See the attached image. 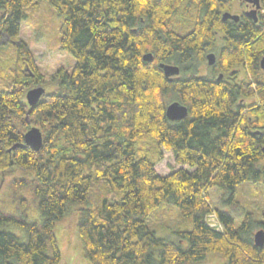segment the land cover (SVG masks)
I'll list each match as a JSON object with an SVG mask.
<instances>
[{
    "label": "trees",
    "instance_id": "1",
    "mask_svg": "<svg viewBox=\"0 0 264 264\" xmlns=\"http://www.w3.org/2000/svg\"><path fill=\"white\" fill-rule=\"evenodd\" d=\"M41 1L63 18L59 46L76 64L44 84L27 44L16 45L12 89L0 90V182L13 177L9 201L0 202V264H60L57 228L72 211L92 264H196L212 254L225 264H264L254 240L264 215L247 213L237 226L210 202L219 188L236 207L240 184L264 182L262 12L258 22L246 14L236 22L223 20L233 0H0V44L20 36L26 9ZM173 16L192 28L177 31ZM210 53V75L193 73ZM162 63L180 74L169 81ZM241 68L248 76L233 81ZM41 86L46 94L29 106L27 92ZM173 102L188 108L185 119L169 120ZM32 127L43 134L38 152L25 146ZM143 137L157 158L142 153ZM161 149L181 167L167 176L156 170ZM164 204L192 217L176 242L148 224Z\"/></svg>",
    "mask_w": 264,
    "mask_h": 264
},
{
    "label": "rangeland",
    "instance_id": "2",
    "mask_svg": "<svg viewBox=\"0 0 264 264\" xmlns=\"http://www.w3.org/2000/svg\"><path fill=\"white\" fill-rule=\"evenodd\" d=\"M260 11L264 15L262 8ZM229 12L233 15H240L245 12L240 0H233ZM26 13L28 14V18L21 26L20 36L14 40L27 44L33 55L37 69L44 76V84H48L58 70L64 68L67 71H72L76 64L75 58L67 52L61 51L59 46L61 30L64 28L63 18L44 1H41L37 7H28ZM181 18L180 16H173L171 21L172 23L174 22L177 31L181 30V33H185L192 26L189 25L186 29L185 23H183ZM1 40L0 90L9 91L12 89L15 77L16 45L7 39ZM219 45L220 42L217 43L214 52H217ZM210 70V66L205 63L200 65L198 70H194L193 73L199 76H209ZM240 70V73L234 76L238 78L240 74V79H245L248 76L246 71L242 68ZM255 101L254 99H247L245 100V104L249 105ZM138 144L142 153L145 154L150 149L153 152H149L148 154H151L152 158H157L155 157L157 150L154 148L155 143L152 139L143 137L139 140ZM161 151L163 159L156 166L159 174L167 176L181 168L176 164L172 152L165 149H161ZM185 168L188 169L187 167ZM12 178V176H8L0 182V202L9 201L8 189ZM223 194L228 198V193H225L223 190L219 188L212 189L210 191V202L214 208L223 209V211L231 213L236 220L237 226H240L247 213H252L256 221L262 220L264 215V182H244L240 184L235 192V200L238 203L236 207L223 203ZM78 220V212L72 211L65 221L58 225L57 233L63 252V259L60 264H92L84 257L77 232ZM209 223L213 226L216 224L214 216H210ZM148 224L157 237L175 242L178 241L179 232L191 231L193 228L192 217L183 216L177 207L169 204L160 206L149 218ZM14 231L19 234L21 232L17 229H14ZM196 264L225 263L212 254L205 261Z\"/></svg>",
    "mask_w": 264,
    "mask_h": 264
},
{
    "label": "water",
    "instance_id": "3",
    "mask_svg": "<svg viewBox=\"0 0 264 264\" xmlns=\"http://www.w3.org/2000/svg\"><path fill=\"white\" fill-rule=\"evenodd\" d=\"M247 3L254 4L256 6V9L253 11H248L245 14L249 17H252L255 19V22H258V19H256L257 10L261 8L260 0H243ZM240 15H233L229 11L225 12L223 14V20H234L238 22L240 20ZM144 61L146 62H153L154 56L152 53H147L143 57ZM216 54L210 53L207 56V63L209 66H214L216 64ZM160 67L163 69L165 76L169 79V81H172L175 76H178L180 74V68L176 65L171 64H160ZM262 68L264 69V59L262 60ZM223 77V75L220 76V79ZM46 94V88L44 87H35L30 89L26 94V99L28 102V105L31 107H35L41 102L42 97ZM188 108L183 105L180 102H173L170 105H168L166 110V115L171 121H181L185 119L188 116ZM43 134L41 130L37 127H32L26 134H25V146L31 147L34 151L38 152L43 147ZM22 146V147H25ZM15 146L14 148H16ZM255 244L257 247H264V230H259L254 237Z\"/></svg>",
    "mask_w": 264,
    "mask_h": 264
},
{
    "label": "flooded vegetation",
    "instance_id": "4",
    "mask_svg": "<svg viewBox=\"0 0 264 264\" xmlns=\"http://www.w3.org/2000/svg\"><path fill=\"white\" fill-rule=\"evenodd\" d=\"M240 2H241V4H243V7H244V10H245V12L243 13V14H245L246 12H250V11H253L254 9H256V6L254 5V4H251V3H247V2H245V1H243V0H240ZM260 10H261V8L259 9V10H257V14H256V19H258L259 20V17H260V15H261V13H260ZM240 16H242V14H240ZM252 18V17H251ZM14 45H17V44H19L20 42H18V41H15V40H13V41H11ZM240 69H238V73H240ZM225 76V75H224ZM223 76V77H224ZM222 77V78H223ZM231 78H233L232 80L233 81H238V80H242V79H240V74H239V76H238V78L237 77H231ZM238 80H237V79Z\"/></svg>",
    "mask_w": 264,
    "mask_h": 264
},
{
    "label": "built area",
    "instance_id": "5",
    "mask_svg": "<svg viewBox=\"0 0 264 264\" xmlns=\"http://www.w3.org/2000/svg\"><path fill=\"white\" fill-rule=\"evenodd\" d=\"M211 216H214V217H215L216 224H215L214 226L211 225L210 223H209V224H210L212 227L220 226L219 224H217L216 216H215V215H211ZM209 219H210V217H209ZM218 228H219V227H218ZM220 229H221V227H220Z\"/></svg>",
    "mask_w": 264,
    "mask_h": 264
}]
</instances>
